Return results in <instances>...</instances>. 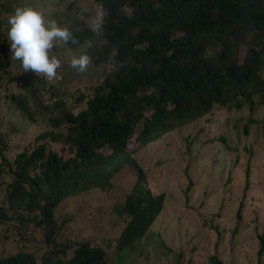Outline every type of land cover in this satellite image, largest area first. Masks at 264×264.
I'll return each mask as SVG.
<instances>
[{"label":"trees","instance_id":"1","mask_svg":"<svg viewBox=\"0 0 264 264\" xmlns=\"http://www.w3.org/2000/svg\"><path fill=\"white\" fill-rule=\"evenodd\" d=\"M99 1L105 17L95 21L96 29L85 23L72 31L79 43L66 48L90 45L93 65L110 62L115 69L76 94L57 96V81L48 85L43 93L51 102L40 100L43 93L37 99L46 112L45 129L11 158L0 149V177L9 176L0 223L14 221L17 243L24 241L23 228H37L45 246L39 256L28 251L1 254L0 264H114L101 246L88 240H59L62 225L55 210L64 199L90 189L108 191L118 173L131 170L133 184L115 212L125 221L116 249L133 250L166 199L165 192L147 187L135 151L215 109H247V116L236 119L243 122L242 133L248 135L250 126L260 123L264 138V116L254 115L264 105V46L240 43L245 33L264 32V0ZM6 43L5 38L0 42L2 73L10 67ZM211 43L219 48L208 58ZM239 46L242 60L229 63ZM36 93L32 87L28 94L4 96L32 121L43 120L29 105ZM241 210L239 206L237 220ZM257 240L260 260L264 226ZM67 250L73 251L68 258ZM207 264L224 263L214 252Z\"/></svg>","mask_w":264,"mask_h":264},{"label":"rangeland","instance_id":"2","mask_svg":"<svg viewBox=\"0 0 264 264\" xmlns=\"http://www.w3.org/2000/svg\"><path fill=\"white\" fill-rule=\"evenodd\" d=\"M22 6L40 9L48 19L71 31L85 23L96 29L95 21L105 17L99 0H0V42L5 38L9 59L7 18ZM240 43L264 46V32L245 33ZM84 48L85 45L75 49H67L66 45L54 48L63 65L55 81L57 96L76 94L78 89L86 91L115 69L110 62L99 67L91 64L85 73L72 68L71 57L82 54ZM218 48L217 43H211L206 57H213ZM242 58L243 49L239 46L228 62H240ZM9 78L15 80L7 82ZM32 87L39 93L29 99V105L43 120L32 121L17 109L11 98L4 96L5 92L28 94ZM47 88L44 77L23 72L19 60L10 59L8 70L0 72V149L9 158L32 145L35 135L45 129L46 112L41 110L37 99ZM42 95L41 101L51 102L47 94ZM247 115L245 108L215 109L133 153L146 173L147 187L153 193L166 194L162 210L135 249H116L125 221L115 207L129 192L135 177L128 169L116 175L108 191L90 189L62 201L55 210V218L62 225L59 240H88L101 246L114 264H207L214 252L224 264H264V254L260 260L257 256V235L264 226V138L260 123L252 124L248 135L242 133L243 122L236 119ZM254 115L262 118L264 105ZM54 148L58 145L54 144ZM8 179L7 175L0 177V210L6 208ZM239 206L241 219L237 220ZM15 228L14 221L0 223V255L28 251L39 256L45 250L42 231L26 226L24 241L17 243ZM72 253L67 250L65 257Z\"/></svg>","mask_w":264,"mask_h":264},{"label":"clouds","instance_id":"3","mask_svg":"<svg viewBox=\"0 0 264 264\" xmlns=\"http://www.w3.org/2000/svg\"><path fill=\"white\" fill-rule=\"evenodd\" d=\"M7 22V39L10 42V59L19 60L23 72H33L50 82L58 78L62 60L54 53V48L79 41L66 26H61L54 19H48L44 12L31 6L15 8ZM79 56L73 55L70 66L80 73L88 71L92 57L87 54V47Z\"/></svg>","mask_w":264,"mask_h":264},{"label":"built area","instance_id":"4","mask_svg":"<svg viewBox=\"0 0 264 264\" xmlns=\"http://www.w3.org/2000/svg\"><path fill=\"white\" fill-rule=\"evenodd\" d=\"M55 81H56V80H55ZM55 81H54V82H50V81L46 80V82L48 83V85H51L52 83L54 84Z\"/></svg>","mask_w":264,"mask_h":264}]
</instances>
